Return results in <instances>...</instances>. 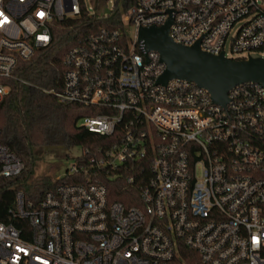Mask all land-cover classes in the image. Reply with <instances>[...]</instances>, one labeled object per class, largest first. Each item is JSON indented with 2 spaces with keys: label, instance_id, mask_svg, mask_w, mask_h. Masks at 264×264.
<instances>
[{
  "label": "built area",
  "instance_id": "1",
  "mask_svg": "<svg viewBox=\"0 0 264 264\" xmlns=\"http://www.w3.org/2000/svg\"><path fill=\"white\" fill-rule=\"evenodd\" d=\"M82 10L94 13L84 0H0V102L23 81L20 63ZM126 10L123 30L100 26L79 36L63 56L61 88L43 91L100 110L79 122L112 138L89 164L123 175L145 163L141 204L110 201L106 186L73 160L49 188L16 192L8 213L28 228L0 221V264H264V87L236 85L222 106L186 79L158 83L164 63L137 42L140 28L171 18L175 43L264 58V0H136ZM23 169L0 143V186Z\"/></svg>",
  "mask_w": 264,
  "mask_h": 264
},
{
  "label": "trees",
  "instance_id": "2",
  "mask_svg": "<svg viewBox=\"0 0 264 264\" xmlns=\"http://www.w3.org/2000/svg\"><path fill=\"white\" fill-rule=\"evenodd\" d=\"M104 1L94 0V5H101ZM121 1L122 7L114 5L108 16H100L96 12L89 15L82 10L80 17L58 23L53 30L51 44L37 50L30 60L20 63L18 75L23 81L13 82L10 92L0 102V143L9 146L21 158L24 169L15 178L4 179L0 186V221L13 223L22 229L28 228L25 220L12 218L8 209L13 205L17 191H23L28 197L37 188H49V177L36 187L30 181L39 152L46 148L56 154L60 149L80 148L81 154L73 156V160L90 169L91 180H98L106 186L110 201H119L127 207L141 204L139 188L150 174L145 163L140 164V173L130 171L123 175L105 170L95 171L89 164L95 150L110 143L112 138L89 132L80 126L79 121L100 110L78 103H59L53 95L43 91L44 88H61L65 71L63 56L79 36L93 33L100 26L123 30L122 14L136 0ZM130 174L135 176L134 181L127 180ZM63 180L76 181V175L64 176L61 178Z\"/></svg>",
  "mask_w": 264,
  "mask_h": 264
},
{
  "label": "water",
  "instance_id": "3",
  "mask_svg": "<svg viewBox=\"0 0 264 264\" xmlns=\"http://www.w3.org/2000/svg\"><path fill=\"white\" fill-rule=\"evenodd\" d=\"M172 20L161 27L140 28L137 42L144 50L155 51L165 68L158 83L171 79H186L211 94L213 102L224 106L228 91L236 85L256 82L264 87V58L247 56V59H228L223 54H209L201 50L199 42L186 46L175 43L168 35Z\"/></svg>",
  "mask_w": 264,
  "mask_h": 264
},
{
  "label": "rangeland",
  "instance_id": "4",
  "mask_svg": "<svg viewBox=\"0 0 264 264\" xmlns=\"http://www.w3.org/2000/svg\"><path fill=\"white\" fill-rule=\"evenodd\" d=\"M114 5L121 8L123 4L121 0H105L101 5L95 6L94 0H84L86 9L90 13L96 12L100 16H108ZM124 32L127 36H131L133 32V28L128 23L126 24V22ZM257 55L258 53L251 52V56L256 57ZM59 151L57 152L58 155L55 152H49L47 148L39 152V159L35 163L33 174L30 177V181H32L34 187L42 183L45 178L49 177L51 181L54 177L62 176L71 166L73 156L81 153L80 148L74 147L71 149H60ZM66 154L69 156L67 157Z\"/></svg>",
  "mask_w": 264,
  "mask_h": 264
}]
</instances>
